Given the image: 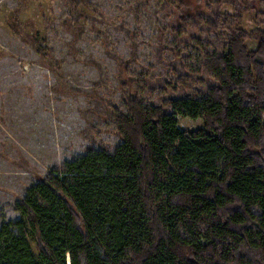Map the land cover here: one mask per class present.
Here are the masks:
<instances>
[{
  "label": "trees",
  "instance_id": "16d2710c",
  "mask_svg": "<svg viewBox=\"0 0 264 264\" xmlns=\"http://www.w3.org/2000/svg\"><path fill=\"white\" fill-rule=\"evenodd\" d=\"M62 1L68 54L76 56L97 10L88 0ZM149 1L133 0L137 20ZM158 1L173 17L177 42H203L196 30L207 35L213 52L200 51L204 95L171 97L166 111L126 91V111L112 113L121 143L113 153L91 150L67 161L30 186L16 205L21 219L0 227V264H264V29L233 28L248 11L241 0H223L237 15L212 5L196 15L186 0ZM256 2L264 23V0ZM11 28L50 55L17 21ZM168 48L176 51L156 49L160 61ZM178 117L205 126L184 131Z\"/></svg>",
  "mask_w": 264,
  "mask_h": 264
},
{
  "label": "rangeland",
  "instance_id": "374dc122",
  "mask_svg": "<svg viewBox=\"0 0 264 264\" xmlns=\"http://www.w3.org/2000/svg\"><path fill=\"white\" fill-rule=\"evenodd\" d=\"M88 1L97 10L95 21L72 56L68 54L71 35L62 28L68 13L62 0H0V227L21 219L18 201L54 169L91 150L115 151L121 139L112 113L126 111L122 99L126 91L145 105H159L166 111L164 103L171 97L204 95L200 51L213 52L204 31H194L203 42H177L171 34L173 17L159 9L158 0L141 8L139 20L130 11L133 0ZM186 2L196 15L208 14L211 5L212 12L238 14L223 0ZM240 2L248 11L242 24L233 28L248 33L264 29L257 19L260 4ZM15 21L23 36L39 37L50 55L45 57L24 42L11 28ZM129 30L136 35L129 37ZM218 35L228 38L231 33L220 30ZM161 45L176 51L164 49L160 61L156 49ZM247 46L255 51L258 42L250 39ZM176 56L184 67L179 66L182 76L173 66ZM124 83L128 90L123 89ZM178 86L180 90L174 92ZM178 120L184 131L205 126L203 119ZM32 248L38 255L34 243Z\"/></svg>",
  "mask_w": 264,
  "mask_h": 264
}]
</instances>
